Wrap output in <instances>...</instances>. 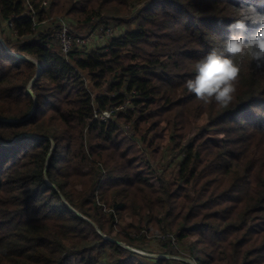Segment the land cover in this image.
Instances as JSON below:
<instances>
[{
	"label": "trees",
	"instance_id": "1",
	"mask_svg": "<svg viewBox=\"0 0 264 264\" xmlns=\"http://www.w3.org/2000/svg\"><path fill=\"white\" fill-rule=\"evenodd\" d=\"M29 1L0 0V264H264V67L227 107L185 87L241 0ZM59 17L123 31L65 58Z\"/></svg>",
	"mask_w": 264,
	"mask_h": 264
},
{
	"label": "clouds",
	"instance_id": "2",
	"mask_svg": "<svg viewBox=\"0 0 264 264\" xmlns=\"http://www.w3.org/2000/svg\"><path fill=\"white\" fill-rule=\"evenodd\" d=\"M228 36L194 65V78L185 87L204 106L215 102L222 107L232 103L236 83L245 67H264V0H241L233 9ZM255 31L249 33V28ZM177 261L181 257H174ZM191 264V261H188Z\"/></svg>",
	"mask_w": 264,
	"mask_h": 264
},
{
	"label": "built area",
	"instance_id": "3",
	"mask_svg": "<svg viewBox=\"0 0 264 264\" xmlns=\"http://www.w3.org/2000/svg\"><path fill=\"white\" fill-rule=\"evenodd\" d=\"M45 4V3H44ZM25 5L27 10L29 11L28 14L31 17V20L34 24V26H37V20H36V15L35 12L30 4L29 0H25ZM56 26H57V31H56V39L59 43V47L61 50V53L65 58L72 52L74 48L77 49H82L85 47L86 42L91 39V38H98L99 41L101 42H108L109 40H112L113 38H116L122 31L123 28L118 27L116 29L114 28H97L93 30L91 33H89L88 38L83 37L81 35H77L73 32L72 27H71V21L67 18L64 17H59L55 20ZM103 46V45H102ZM26 58V57H25ZM28 59V58H26ZM132 98H128L122 105H120L118 108L115 109H109V110H104V111H98L94 113V118L99 119L100 121H107L113 119L114 114L117 111H127L129 109H132V103H131ZM123 131L128 137H131L132 132L129 131L130 127L129 126H123L122 127ZM166 237L171 238L172 240V245L176 246V241L175 237L172 235H165V236H157V240H164ZM175 256H167L169 259H174ZM176 260V259H174ZM183 261H191V264H195V262L192 259H183Z\"/></svg>",
	"mask_w": 264,
	"mask_h": 264
},
{
	"label": "rangeland",
	"instance_id": "4",
	"mask_svg": "<svg viewBox=\"0 0 264 264\" xmlns=\"http://www.w3.org/2000/svg\"><path fill=\"white\" fill-rule=\"evenodd\" d=\"M135 11H136V10H133V13H134ZM133 26H134V25H132V28H133ZM114 29H116V28L114 27ZM7 34H9V36H10L11 38H13L12 35H11L9 32H7ZM75 34H76V32H75ZM77 35H81V36H83V37L88 38L89 32H88V31L80 32V33H77ZM13 40H14V38H13ZM107 43H108V42H104V43H103V42L99 41L98 38H91V39H89V40L86 42L85 47H83V48H84V51L89 52V51L94 50V49H96V48H105ZM102 45H103V46H102ZM83 48H82V49H83ZM9 52H11V51H9ZM11 54H12V56H16V55H14L12 52H11ZM129 131H130V130H129ZM131 249L137 251V253H139V254H141V255H145V256H146V255H149L150 257H153V256L155 257V256H158V254L162 253V249H160V248H158L157 246H155V245L153 244V242H151V244H150L149 246H147L145 249H140V250H137V249H134V248H131Z\"/></svg>",
	"mask_w": 264,
	"mask_h": 264
},
{
	"label": "water",
	"instance_id": "5",
	"mask_svg": "<svg viewBox=\"0 0 264 264\" xmlns=\"http://www.w3.org/2000/svg\"><path fill=\"white\" fill-rule=\"evenodd\" d=\"M19 58H23V59H26L24 56H21V55H19L18 56ZM37 67H39L38 65H37ZM28 92H30V90H28ZM126 248H129V247H126ZM130 250H132V251H134V252H137V251H135V250H133V249H131V248H129ZM149 256V255H148ZM154 257V256H153Z\"/></svg>",
	"mask_w": 264,
	"mask_h": 264
}]
</instances>
